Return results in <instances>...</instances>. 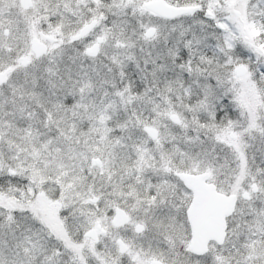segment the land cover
Returning a JSON list of instances; mask_svg holds the SVG:
<instances>
[{
	"label": "snow or ice",
	"instance_id": "snow-or-ice-1",
	"mask_svg": "<svg viewBox=\"0 0 264 264\" xmlns=\"http://www.w3.org/2000/svg\"><path fill=\"white\" fill-rule=\"evenodd\" d=\"M0 264H264V0H0Z\"/></svg>",
	"mask_w": 264,
	"mask_h": 264
}]
</instances>
